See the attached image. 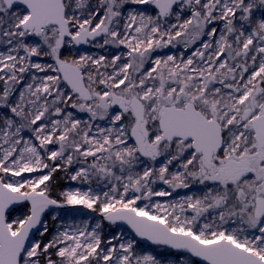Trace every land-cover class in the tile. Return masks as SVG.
<instances>
[{"label": "snow or ice", "instance_id": "snow-or-ice-1", "mask_svg": "<svg viewBox=\"0 0 264 264\" xmlns=\"http://www.w3.org/2000/svg\"><path fill=\"white\" fill-rule=\"evenodd\" d=\"M0 264H264V0H0Z\"/></svg>", "mask_w": 264, "mask_h": 264}, {"label": "rangeland", "instance_id": "rangeland-1", "mask_svg": "<svg viewBox=\"0 0 264 264\" xmlns=\"http://www.w3.org/2000/svg\"><path fill=\"white\" fill-rule=\"evenodd\" d=\"M81 51H88V52L98 56V55H111V54L116 53L118 50L113 48V47H108L106 49H99V48H95V47L86 45V47L84 49H82ZM169 51H171L173 53H176L178 51V49H171V50L165 49L164 53H168ZM164 53H162V54H164ZM62 175L63 174L61 173L57 177L60 180V182L62 183L63 188L68 187L70 184H71L72 187H81V185L77 184L76 182H69V181L61 179L60 177ZM83 187H87V186H83ZM93 187L94 188L96 187L95 183H93ZM191 191H194V189H192V190L181 189V190H178V194L174 193L173 197L154 198V200H161V202H163L166 199V200L170 201L173 198H178V195H184L185 193H188V192H191ZM26 211H27V206L26 205L24 207H22V208L16 209V211L13 213V218L15 217V215L24 213ZM72 218L73 217H69V219H72ZM74 218H75L76 222H80L81 220L87 219L90 222V224H92L93 226H94V223L99 219L97 213H91L88 210H82L81 212L74 214ZM46 219L49 221V224L51 225V223H52L51 216L47 215ZM104 231H105V233L120 232V233H124L126 237H134L130 233V231L125 229V228H122V227H110V226L106 225L105 223H104ZM143 247L147 251L154 252L159 257L172 258V253L168 252L164 248H160V247H156V246H149V245H143Z\"/></svg>", "mask_w": 264, "mask_h": 264}, {"label": "water", "instance_id": "water-1", "mask_svg": "<svg viewBox=\"0 0 264 264\" xmlns=\"http://www.w3.org/2000/svg\"><path fill=\"white\" fill-rule=\"evenodd\" d=\"M85 47H86V45H85V46H81V50L84 49ZM24 206H25V205L16 206V209H18V208H22V207H24ZM46 217H47V215H46ZM105 224L108 225L107 222H105ZM108 226H110V225H108ZM110 227H122V228H125V229L129 230L130 233H131L133 236L135 235V234L132 232V230L129 228V226L126 225V224H124V223H122V222H118L117 225H111ZM136 239L139 240L140 238L137 237ZM141 243H142V245L156 246V247H160V248H164V249H166L165 246L153 245V244H151V242H149V241H141ZM166 250H167L168 252L172 253V250H168V249H166Z\"/></svg>", "mask_w": 264, "mask_h": 264}, {"label": "trees", "instance_id": "trees-1", "mask_svg": "<svg viewBox=\"0 0 264 264\" xmlns=\"http://www.w3.org/2000/svg\"><path fill=\"white\" fill-rule=\"evenodd\" d=\"M56 183H57L56 191L58 192L59 190H61L63 188V185L60 182V180L58 179V177L56 178Z\"/></svg>", "mask_w": 264, "mask_h": 264}]
</instances>
